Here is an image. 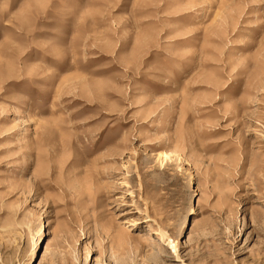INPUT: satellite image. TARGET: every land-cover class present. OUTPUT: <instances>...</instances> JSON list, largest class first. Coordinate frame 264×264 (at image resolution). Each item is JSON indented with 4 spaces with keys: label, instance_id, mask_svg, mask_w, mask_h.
Returning <instances> with one entry per match:
<instances>
[{
    "label": "rangeland",
    "instance_id": "obj_1",
    "mask_svg": "<svg viewBox=\"0 0 264 264\" xmlns=\"http://www.w3.org/2000/svg\"><path fill=\"white\" fill-rule=\"evenodd\" d=\"M0 264H264V0H0Z\"/></svg>",
    "mask_w": 264,
    "mask_h": 264
},
{
    "label": "bare ground",
    "instance_id": "obj_2",
    "mask_svg": "<svg viewBox=\"0 0 264 264\" xmlns=\"http://www.w3.org/2000/svg\"><path fill=\"white\" fill-rule=\"evenodd\" d=\"M156 233H157L158 235H160V236H163V235H164V232H163L160 228H158V229L156 230ZM135 239H136L137 241L142 242V240H141L140 237H135Z\"/></svg>",
    "mask_w": 264,
    "mask_h": 264
}]
</instances>
